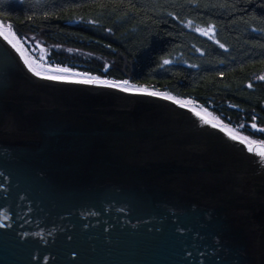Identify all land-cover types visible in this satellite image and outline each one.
I'll list each match as a JSON object with an SVG mask.
<instances>
[{
  "label": "water",
  "instance_id": "1",
  "mask_svg": "<svg viewBox=\"0 0 264 264\" xmlns=\"http://www.w3.org/2000/svg\"><path fill=\"white\" fill-rule=\"evenodd\" d=\"M212 123L0 36V264H264V163Z\"/></svg>",
  "mask_w": 264,
  "mask_h": 264
},
{
  "label": "trees",
  "instance_id": "2",
  "mask_svg": "<svg viewBox=\"0 0 264 264\" xmlns=\"http://www.w3.org/2000/svg\"><path fill=\"white\" fill-rule=\"evenodd\" d=\"M0 22L38 37L52 65L190 102L264 142L251 128L264 127V0H0Z\"/></svg>",
  "mask_w": 264,
  "mask_h": 264
},
{
  "label": "snow or ice",
  "instance_id": "3",
  "mask_svg": "<svg viewBox=\"0 0 264 264\" xmlns=\"http://www.w3.org/2000/svg\"><path fill=\"white\" fill-rule=\"evenodd\" d=\"M99 6V5H98ZM169 15H172L171 13ZM89 23H95V21H89ZM191 22H189L190 24ZM196 31L200 32L203 35H210L214 31L213 25L209 24L207 28H197ZM0 36L3 37L5 41L19 54L20 59L23 61V64L27 67L28 71L35 75L36 77H39L41 79H46L50 81H60V82H70V83H76V84H85V85H104L110 88L119 89L122 92H136V93H144L149 96H156L161 97L163 99H169L173 103L179 104L181 107H185V103L176 99L175 97L168 96L165 93L157 92V91H149L147 88H144L142 86H136L130 84L128 80L123 81H115V80H107V79H101L99 76H91L87 73H78L74 72L72 68L69 67H62L60 65H52L51 63L47 62L44 57H40L39 60H36L35 58H30L29 55H26V50L22 46V42L19 40V38L16 35L15 30L13 29L12 24H8L7 26L4 25L3 22H0ZM219 43V41H217ZM37 47H40L37 44ZM220 47L223 48L224 45L220 44ZM43 51V49H41ZM170 61L165 60L164 64H168ZM105 67H108L105 65ZM72 77H83L82 79H72ZM258 79L264 80V76H260ZM248 87L251 88L252 84L249 83ZM196 116L200 117V119L205 120V123H212L211 121H208L205 119V117L201 114V112L196 111L195 108L190 109ZM253 121L256 120V117L253 116ZM213 127H217L218 125L215 123H212ZM239 127L243 128L244 125H240ZM251 128L259 133H264V127H259L255 122L251 124ZM221 131L226 132V134L232 139V140H238L241 144H245L247 146V151L252 153L255 152L256 155L261 157V162L264 163V150H257L254 148L255 141H252L247 136H239L235 132L230 131L227 126H223L220 128ZM255 134V133H254ZM261 144H264V142H261ZM7 214L4 215V219L6 220ZM69 240H71V237H68ZM73 257H76L78 254L75 252V250L72 251ZM69 264H75V261H70Z\"/></svg>",
  "mask_w": 264,
  "mask_h": 264
},
{
  "label": "rangeland",
  "instance_id": "4",
  "mask_svg": "<svg viewBox=\"0 0 264 264\" xmlns=\"http://www.w3.org/2000/svg\"><path fill=\"white\" fill-rule=\"evenodd\" d=\"M207 28V27H205ZM212 35V33H210V36ZM19 40L22 42V46L25 48L26 50V55H29L30 58H35L36 60H39L40 57H44L42 54H40V51L39 52H36V45L38 44L37 42L40 40L38 37L36 36H25V38H19ZM25 40V41H24ZM45 58V57H44ZM46 60V58H45ZM48 62V60H46ZM261 76H264V74H262ZM186 106L190 107L191 109L194 108L193 104H191L190 102H188L187 104H185ZM196 107V106H195ZM198 108V107H197ZM196 109V108H195ZM198 110H202L200 108H198ZM196 110V111H198ZM203 112L207 113L205 110H202ZM202 114V113H201ZM211 119L219 124V125H222L224 126L221 121L217 118H215L214 116H212L211 114L207 113ZM204 115V114H202ZM205 116V115H204ZM227 128L230 130V131H233L235 132L237 135L239 136H243L242 134H239L236 130L234 129H231L230 127L227 126ZM251 140V139H250ZM252 141H255V140H252ZM256 144H261V142H258V141H255ZM264 145V144H263ZM261 148V147H259Z\"/></svg>",
  "mask_w": 264,
  "mask_h": 264
},
{
  "label": "bare ground",
  "instance_id": "5",
  "mask_svg": "<svg viewBox=\"0 0 264 264\" xmlns=\"http://www.w3.org/2000/svg\"><path fill=\"white\" fill-rule=\"evenodd\" d=\"M2 37V36H1ZM3 38V37H2ZM7 42V41H6ZM18 54V53H17ZM19 55V54H18ZM73 79H82L83 77H72ZM182 102H184L185 104H187L188 102H186V101H182ZM194 106V105H193ZM186 108H188V109H191L190 107H188V106H185ZM194 108H196V110H198V108L197 107H195L194 106ZM199 112H201L202 114H204L203 116L204 117H207L209 120H211V121H213L212 119H211V117L207 114V113H205V112H203L202 110H198ZM214 122V121H213ZM250 139V138H249ZM252 140V139H251ZM255 146H257V145H255ZM258 148H259V146H257ZM260 149H262V150H264V148H260Z\"/></svg>",
  "mask_w": 264,
  "mask_h": 264
}]
</instances>
